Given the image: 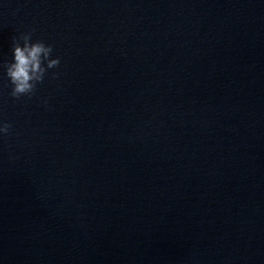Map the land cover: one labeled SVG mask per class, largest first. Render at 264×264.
<instances>
[{
    "label": "water",
    "instance_id": "obj_1",
    "mask_svg": "<svg viewBox=\"0 0 264 264\" xmlns=\"http://www.w3.org/2000/svg\"><path fill=\"white\" fill-rule=\"evenodd\" d=\"M27 32L0 264H264V0H0V61Z\"/></svg>",
    "mask_w": 264,
    "mask_h": 264
},
{
    "label": "clouds",
    "instance_id": "obj_2",
    "mask_svg": "<svg viewBox=\"0 0 264 264\" xmlns=\"http://www.w3.org/2000/svg\"><path fill=\"white\" fill-rule=\"evenodd\" d=\"M60 65V58H53V45L42 40H32V33H21L11 39L10 59L0 61V78L7 81L9 96L13 100L32 99L37 87L51 74L57 79L59 73L54 72ZM44 105H47L45 100ZM11 124L0 119V138L9 134Z\"/></svg>",
    "mask_w": 264,
    "mask_h": 264
}]
</instances>
